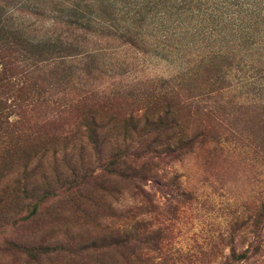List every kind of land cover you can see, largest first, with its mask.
<instances>
[{"label": "rangeland", "instance_id": "obj_1", "mask_svg": "<svg viewBox=\"0 0 264 264\" xmlns=\"http://www.w3.org/2000/svg\"><path fill=\"white\" fill-rule=\"evenodd\" d=\"M96 11L0 0V264H221L254 240L264 86L226 57L188 72L146 22L120 38Z\"/></svg>", "mask_w": 264, "mask_h": 264}, {"label": "trees", "instance_id": "obj_2", "mask_svg": "<svg viewBox=\"0 0 264 264\" xmlns=\"http://www.w3.org/2000/svg\"><path fill=\"white\" fill-rule=\"evenodd\" d=\"M91 4L94 6L93 2ZM105 4L112 12L108 16L106 12L103 15V12L97 14L96 11L94 22L100 21L97 23L98 30L105 32L114 28L120 38L121 33L123 37L133 38L134 34H140L139 29L143 26L139 22L144 21L158 38L153 44L147 40L145 43L149 47L152 45L154 51H162L165 57H186L189 65L192 64L188 72L197 62L202 64L205 60L210 62L217 57H226L232 60V64L238 61L237 65L243 64L250 68L248 76L235 74L234 79L244 85L264 86V0H105ZM29 6L38 9L35 5ZM69 8L78 12L81 5L71 3ZM121 18L124 20L123 25L118 23ZM18 24L19 28L24 26L23 21ZM0 68V74L7 73L3 61L0 62ZM231 71L230 68L226 72V77L231 76ZM5 80L8 81L7 78ZM3 104L0 103V110H4ZM173 152L179 153L176 150ZM114 163L110 162L109 165ZM247 223L253 228L254 240L240 252L233 248L221 264H242L263 253L261 226L264 224V198L256 214ZM163 232H156L155 249L161 250ZM123 244L130 245V241L126 238Z\"/></svg>", "mask_w": 264, "mask_h": 264}]
</instances>
